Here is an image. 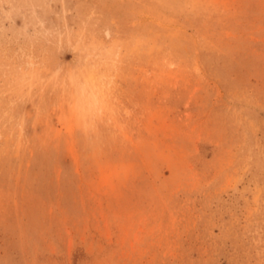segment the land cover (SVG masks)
I'll list each match as a JSON object with an SVG mask.
<instances>
[{
	"label": "rangeland",
	"instance_id": "1",
	"mask_svg": "<svg viewBox=\"0 0 264 264\" xmlns=\"http://www.w3.org/2000/svg\"><path fill=\"white\" fill-rule=\"evenodd\" d=\"M0 264H264V0H0Z\"/></svg>",
	"mask_w": 264,
	"mask_h": 264
}]
</instances>
